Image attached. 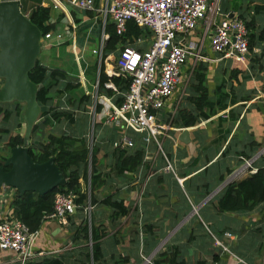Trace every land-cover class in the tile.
<instances>
[{
	"label": "crops",
	"instance_id": "1",
	"mask_svg": "<svg viewBox=\"0 0 264 264\" xmlns=\"http://www.w3.org/2000/svg\"><path fill=\"white\" fill-rule=\"evenodd\" d=\"M45 6H49V3L45 2ZM231 8L234 13H240L245 20L252 21L257 34L248 63L236 66L231 60L220 58L219 54L210 49V40L207 37L203 53L211 60L202 62L206 65L205 84L211 96L215 97L216 92L222 90L228 92L230 99L233 91L238 101L236 103L229 101L227 108L219 110L198 125L188 126L193 148L183 140V131H172V137L164 141L166 154L167 151L172 153L167 156L174 163L177 174L180 177H187L184 184L190 188V192H186L187 188L185 190V187L180 185L173 173L163 170L165 159L156 144L150 145L147 152L146 159L150 162V166L142 165L139 170L126 172L122 176L114 174L113 169L120 156L118 151L115 152L116 148L119 149V146L115 145L119 129L112 128L103 121H97L93 129L90 114L95 101L97 79L101 80L102 71L107 74L103 64L98 76L97 57L92 53V49L98 46L102 36L103 22L98 18L94 19L95 15L90 16L92 11L81 10L67 3H65L67 12L60 10L56 13V17L54 16L53 20H57L56 25L60 30L69 25L73 35L75 34L80 68L76 56L72 61L75 72L65 68L70 66V61L61 60L62 48L69 49L73 53L72 33L65 35L63 41L54 39L49 46L41 48L38 59L47 67H58L66 73V78L61 83L64 90L61 99L54 101L60 110L73 111L74 107L71 104L76 107L79 104H86V109L77 107L76 125L69 126V122L65 120L63 123L66 124V128L62 131L68 130L78 136L86 135L88 143L92 135L93 143L96 144L102 136L100 134L102 130L109 129L106 138L109 146L98 153L101 162L96 173L109 174L106 185L99 191V201L107 195L117 194L124 198L126 205L130 206L128 215L115 220L113 208L94 203L93 222L107 228V233L102 239L106 264L116 262L141 264V244L138 248L135 245L134 249H131L132 245L129 242L131 229L134 226L139 227L140 224H143V227L151 224L154 230L152 236L148 233L146 235L147 246L144 251L146 254L153 253L156 256L161 251L177 249L185 264H264V201L246 211H221L217 205L218 197L226 185H223L225 180L219 182L218 173L215 175V165L220 163L221 172L227 167L235 168L241 164L240 155H256L264 147V0H236L234 3L231 2ZM60 13H64L61 19L58 18ZM68 14L73 18L75 29L68 21ZM204 33V23L201 22L193 38L202 40ZM139 38L145 40L144 43H139L145 49L150 45L152 36ZM115 53L118 54L119 50ZM237 70L243 72L238 74L241 79L243 76L239 84L235 80L231 81V76ZM3 82L0 77L1 85ZM67 85H71L69 91L64 89ZM126 88L122 80L120 89L124 91ZM185 90L186 88L184 94ZM178 91L179 89L173 97ZM99 93L111 97L115 94L112 89H103L101 83ZM116 100L120 102L122 96L118 95ZM101 107L102 105L98 104L97 110L99 111ZM233 111L235 120H232L231 116ZM220 116L224 118L223 121L221 120L225 124L223 130L214 128L215 119ZM228 128L231 130L229 131ZM125 131L130 135L135 134L130 129ZM31 140L33 139L30 135L28 146ZM226 147L228 153L222 155ZM196 158H199L197 165L194 164ZM257 162L258 165L263 163L261 159ZM92 167L94 173L93 164ZM92 173L90 174L88 166L87 176L82 177L83 181L92 178ZM208 180L212 181L213 187L209 194H205L204 188ZM197 187H199L198 191ZM194 205L199 208L198 214L193 212ZM72 231L73 227H64L57 221H43L36 231L34 247L53 254L61 259L63 264H84L82 251L86 250L85 246L90 248L88 243L92 239L87 243H83L82 240L74 241L73 246L63 249L71 240ZM224 231L232 232L234 238L225 237ZM212 234L221 238L230 250L244 261H239L232 253L223 251L217 246ZM12 256L10 251L0 249V264H5ZM124 258H129V261Z\"/></svg>",
	"mask_w": 264,
	"mask_h": 264
},
{
	"label": "built area",
	"instance_id": "2",
	"mask_svg": "<svg viewBox=\"0 0 264 264\" xmlns=\"http://www.w3.org/2000/svg\"><path fill=\"white\" fill-rule=\"evenodd\" d=\"M2 1V0H0ZM20 1V0H19ZM56 9L65 10V3L78 9L95 12V18L102 20L103 33L98 46L92 49L97 57L98 76L105 64L109 79L104 83L106 89L114 90L113 97L99 93L100 80L97 79L95 101L90 114L92 128L97 121L112 128L119 129L115 145L121 150H129L136 144L132 135L125 130H132L141 135L142 141L147 144L146 151L155 143L165 159L163 170L173 173L181 186L187 177H180L174 163L164 150V141L172 137L171 132H182L189 127H178L173 124L177 113V105L173 106L171 99L186 79H190L196 62L211 60L203 53L205 38L210 40V49L220 55V58L229 59L236 66L246 65L251 49L249 46V29L246 20L240 13L232 17L220 11L221 0H102L97 7L95 0H44ZM67 12V11H66ZM134 20L140 27L149 28L152 32L150 45L139 50L133 45H126L105 55V48L109 39L107 25L113 22L116 32L123 34L127 29V22ZM52 21H54L52 19ZM68 21L72 28L76 25L68 14ZM204 23V38L197 40L193 34L199 24ZM72 33V50L76 59L78 56L77 39L69 25L63 30L58 27L50 30L41 37V46H49L52 40L63 41L65 35ZM145 40L138 39L142 44ZM123 80L126 90H121L112 78ZM118 95L122 100L117 102ZM171 105L169 106V104ZM98 104L102 107L98 111ZM168 107H172L168 109ZM93 136L89 140V170L92 167ZM255 155V154H254ZM240 155L241 164L233 168L226 177L223 185L238 180L246 175L256 173V161L264 156L262 147L255 156ZM128 173V172H127ZM80 192L86 194L84 201H78L80 194L74 190L60 191L54 199V210L43 213V221H57L62 226L72 228L83 220L88 224L91 238L93 213L95 204L91 198V177L80 178ZM18 195L17 188L4 185L0 188V249L10 251L13 256L5 264H24L31 259H41L49 252L34 247L36 232L18 217L14 204ZM193 212L199 213V208L193 206ZM82 216V217H81ZM80 218V220H79ZM79 220V221H78ZM141 247L140 253L143 264H155V254L144 252V227L139 225ZM74 229L72 231V234ZM213 235L214 243L223 251L232 253L239 261H244L233 253L221 238ZM225 237L234 238L230 231H224ZM71 238L66 247L73 246ZM88 245L92 252L93 241Z\"/></svg>",
	"mask_w": 264,
	"mask_h": 264
},
{
	"label": "trees",
	"instance_id": "3",
	"mask_svg": "<svg viewBox=\"0 0 264 264\" xmlns=\"http://www.w3.org/2000/svg\"><path fill=\"white\" fill-rule=\"evenodd\" d=\"M21 9L28 18L37 25L42 34L50 30L57 28V20L52 21L51 6L43 5L44 0H20ZM96 6L100 5V0H95ZM64 13H60L59 19L63 17ZM96 15L95 12H91L90 16ZM242 16V15H241ZM247 27L249 29V46L252 50L255 44L257 34L254 31L252 21L246 20ZM107 33L109 39L107 47L105 48V55L111 51H116L125 47L126 45H133L139 50L144 48L137 42L139 37H150L152 32L149 28L140 27L134 20L127 22V29L123 34H118L113 22H109L107 27ZM206 65L202 61L196 62L190 79L188 80L185 94L181 99V102L177 108V113L173 119V124L178 127H188L198 125L201 121L210 118L215 115L219 110L225 109L229 105V101L236 103L238 101L237 96L233 93V96L228 99V92L218 91L217 95L212 97L205 84ZM100 83L102 88L106 90L104 83L109 79V76L102 71ZM239 73H243L239 70L235 71L231 76V81L240 83L243 79L239 77ZM30 79L37 84V100L42 107L39 121L35 124L33 132L31 134V142L29 143V153L36 162H44L50 157H55L56 163L63 171L66 177V183L64 185L57 186L53 190L45 193L38 194L35 192H26L22 196H18L14 202L16 206V213L20 219H22L30 228L32 232H36L43 222V213L51 212L54 210V199L60 191L74 190L80 194L78 201H84L87 197L85 193L80 192V178L87 176V167L89 163L90 147L88 138L86 135L78 136L65 131L54 130L58 128L65 120L69 122V126L76 125L77 122V107L86 109V104H79L71 110H60L59 106L55 105V99L60 100L63 93L62 81L66 78V73L58 68H49L37 58L35 66L29 71ZM113 81L121 87L122 80L118 77L112 78ZM1 87V83H0ZM65 90L71 89V85H67ZM234 89V88H233ZM69 91V90H68ZM59 98V99H58ZM71 101V99H70ZM24 104L19 101L13 102H0V144L4 141L6 143V150H10L12 147L23 144V136H12V130L14 127H22L24 123L23 111ZM231 111V110H230ZM232 120H235L234 111L231 112ZM237 118V117H236ZM223 121V116L219 117ZM47 129V134L44 135ZM109 129H103L100 134L99 142L93 144L92 147V164L95 172L92 173L91 178V198L93 203H101L110 206L114 209L113 218L119 219L120 217L128 215L130 212V206L126 205L124 198L119 197L117 194L107 195L103 200L99 201V191L106 185L109 174L104 172H98L100 168V158L98 153L109 146L106 142L107 132ZM230 131L231 128H228ZM132 131V130H131ZM134 132V131H133ZM132 135L136 144L129 150H121L116 148L115 152H119L118 162L113 169L114 174L118 176L124 175L126 172H135L139 170L142 165L150 166V162L146 159L147 151L145 144L142 141L140 134L134 132ZM6 139V140H5ZM102 142H105L102 144ZM155 143H151V146ZM260 144H258L259 146ZM228 147V145H227ZM226 149L222 152V155L228 153ZM2 147L0 146V151ZM10 153V152H9ZM9 153H0V167L4 166L6 170L10 169V166L5 165V161ZM167 154L172 155L167 151ZM244 155V154H243ZM247 157H252L251 154H245ZM244 155V156H245ZM261 161L263 163L258 165L256 173L246 175L238 180L232 181L226 185L223 191L220 193L217 201L218 209L221 211H246L253 209L258 203L264 201V156ZM210 160V159H209ZM199 158L194 160V164L197 165ZM220 162V161H219ZM215 175L218 173L219 182L225 180L229 175L233 167H227L224 172L220 171V163H217ZM217 178V177H216ZM213 179V177H212ZM186 192H190V188L184 184ZM213 187L212 181L208 180L206 187L204 188L205 194H209ZM199 187L196 188L198 191ZM74 232L72 234L73 241L82 240L83 243H87L89 239H92V252L89 247L86 250L83 249L84 264H106L104 259V247L102 239L107 233V228L102 225H96L94 222L91 228V238L89 235L88 224L83 220L79 225L73 226ZM153 228L151 224L144 226V251L146 249V235H153ZM129 242L133 246L141 243L140 231L137 226H134L130 231ZM129 261V258H124ZM155 264H185V260L180 258L179 251L177 249H169L161 251L154 258ZM24 264H63L61 259L55 257L53 254H46L41 259H31ZM117 264V262L115 263Z\"/></svg>",
	"mask_w": 264,
	"mask_h": 264
},
{
	"label": "water",
	"instance_id": "4",
	"mask_svg": "<svg viewBox=\"0 0 264 264\" xmlns=\"http://www.w3.org/2000/svg\"><path fill=\"white\" fill-rule=\"evenodd\" d=\"M220 11L232 17L230 0H221ZM40 28L23 13L19 0L0 1V102L19 101L26 104L23 118L26 126L23 144L10 149L5 165L0 167V188L9 185L17 188L19 196L26 192L45 194L66 183L63 171L55 157L36 162L29 153L28 141L41 113L37 100L38 86L29 77L41 52ZM183 140L194 147L189 131H183Z\"/></svg>",
	"mask_w": 264,
	"mask_h": 264
},
{
	"label": "rangeland",
	"instance_id": "5",
	"mask_svg": "<svg viewBox=\"0 0 264 264\" xmlns=\"http://www.w3.org/2000/svg\"><path fill=\"white\" fill-rule=\"evenodd\" d=\"M236 0H231V2H235ZM49 6H51V17H52V19H55L54 18V16L56 17V13H58V11H60L61 9H56V8H54L51 4H49ZM44 49H42V51H43ZM54 52H55V50H53ZM75 58V55H74V53H72L71 51H69V49H65V48H62V58H61V60L62 61H70V66H67L66 64V66L67 67H65V68H67V69H69V70H72V71H74L75 72V70L73 69V64H72V61H73V59ZM78 61V60H77ZM63 63H65V62H63ZM80 64H81V62H79L78 61V66H79V68H80ZM186 86H187V79L186 80H184L183 81V83H182V85H181V87L179 88V91L177 92V94H176V96L175 97H173L172 99H171V103H173V106L172 107H174L175 105H177V102L178 101H181V99H182V95L184 94V89L186 88ZM89 87L92 89V86H91V84H89ZM23 103V102H22ZM171 103L169 104V106L171 105ZM24 104V111L26 110V104L25 103H23ZM172 107H168V109H170V108H172ZM42 108V107H41ZM24 111H23V114H24ZM41 111H42V109H41ZM40 115H41V113H40ZM40 115H39V117H38V119H37V121H36V123L39 121V119H40ZM24 119V118H23ZM35 123V124H36ZM216 125H215V129H218V130H223V128H224V123H222V121L219 119V117H217V119H215V122H214ZM218 123V124H217ZM23 126H26V122H25V120H24V123H23V125H22V127ZM22 127L20 128H18V127H14L13 128V132H12V136H16V135H22L23 136V138H24V131L22 130ZM66 128V124H64V123H62V124H60V126H58V128H56V129H54V130H58V131H62V129H65ZM34 129V128H33ZM90 129H91V125H90ZM217 130V131H218ZM131 131V130H130ZM32 132H33V130H32ZM32 132H31V134H32ZM47 134V129H46V131H45V133H44V135H46ZM6 140V139H5ZM4 145H6V143H5V141H4V143L2 142L1 144H0V146L2 147V150L0 151V153H8V152H10V150H6V149H4L5 148V146ZM94 212H95V210H94ZM94 215V214H93ZM140 244H142V243H140ZM141 254V253H140ZM141 264H143V258H142V262H141Z\"/></svg>",
	"mask_w": 264,
	"mask_h": 264
}]
</instances>
